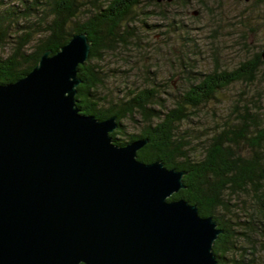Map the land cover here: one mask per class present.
Here are the masks:
<instances>
[{"label":"water","instance_id":"obj_1","mask_svg":"<svg viewBox=\"0 0 264 264\" xmlns=\"http://www.w3.org/2000/svg\"><path fill=\"white\" fill-rule=\"evenodd\" d=\"M90 50L76 33L0 83V264H219L218 222L171 199L186 171L141 161L147 139L119 145L117 116L78 107Z\"/></svg>","mask_w":264,"mask_h":264},{"label":"trees","instance_id":"obj_2","mask_svg":"<svg viewBox=\"0 0 264 264\" xmlns=\"http://www.w3.org/2000/svg\"><path fill=\"white\" fill-rule=\"evenodd\" d=\"M187 1L173 2L187 5ZM18 2L17 6L5 5L0 0V48L11 47L9 54L0 55V83L25 76L46 50L54 54L74 34L87 33L91 50L79 66L82 82L76 94L82 113L99 119L117 116L119 126L112 133L115 143L147 139L138 150L141 161L161 160L169 168L186 171L185 187L171 199L184 198L196 204L201 215L218 222L223 232L213 249L219 264H264L260 261L264 248L263 48L231 70L217 67L194 74L183 60L181 72L188 85L176 88L168 100L161 96L167 89L149 71L144 87H117L107 96L101 93L109 77L104 61L109 53L120 58L132 44L142 46L133 23L144 12V0ZM163 2L155 0V7ZM154 12L169 19L175 29L174 18L163 11ZM235 83L243 84L244 90L222 123L211 131L183 127L221 90ZM136 116L142 126L130 134L124 120L138 122Z\"/></svg>","mask_w":264,"mask_h":264},{"label":"rangeland","instance_id":"obj_3","mask_svg":"<svg viewBox=\"0 0 264 264\" xmlns=\"http://www.w3.org/2000/svg\"><path fill=\"white\" fill-rule=\"evenodd\" d=\"M154 1L144 0V12H140L133 23L139 29L142 46L132 44L124 57L107 55L104 65L109 77L102 94L108 96L109 90L124 89L127 85L144 87L147 83L145 75L149 71L156 74L158 83L167 89L161 92V96L168 100L176 88L188 85L181 72L183 60L194 74L217 67L231 70L264 48V0H188L187 5L172 0L163 2L158 8ZM3 2L15 6L19 3L18 0ZM196 10L197 14L194 13ZM154 11H163L174 18L175 29L170 27L169 19ZM182 26L184 33L180 29ZM10 51L9 44L0 48V55H7ZM243 90L241 83L221 90L217 98L203 107V112L192 116L183 127L211 131L231 115ZM136 118L138 122L124 120L130 134L142 126L140 117ZM261 251L260 261L264 262V248Z\"/></svg>","mask_w":264,"mask_h":264},{"label":"flooded vegetation","instance_id":"obj_4","mask_svg":"<svg viewBox=\"0 0 264 264\" xmlns=\"http://www.w3.org/2000/svg\"><path fill=\"white\" fill-rule=\"evenodd\" d=\"M243 1H246V0H243ZM248 1H250V0H248Z\"/></svg>","mask_w":264,"mask_h":264}]
</instances>
